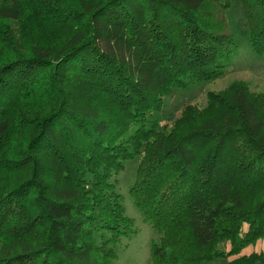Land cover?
<instances>
[{
  "label": "trees",
  "instance_id": "obj_1",
  "mask_svg": "<svg viewBox=\"0 0 264 264\" xmlns=\"http://www.w3.org/2000/svg\"><path fill=\"white\" fill-rule=\"evenodd\" d=\"M240 2L264 55V0ZM229 5L0 0V264H113L132 220L112 177L140 152L131 195L155 264H264L240 255L264 240V99L232 84L156 119L244 48Z\"/></svg>",
  "mask_w": 264,
  "mask_h": 264
},
{
  "label": "rangeland",
  "instance_id": "obj_2",
  "mask_svg": "<svg viewBox=\"0 0 264 264\" xmlns=\"http://www.w3.org/2000/svg\"><path fill=\"white\" fill-rule=\"evenodd\" d=\"M229 4V8L225 11L226 25L244 48L239 50L238 56L225 68L219 79L191 85L165 98L161 110L156 114L161 126L171 128L180 113L189 105L199 109L205 108L211 93H219L232 84H240L241 88H246L251 94L264 99V55L257 56L249 47L244 46L245 43L247 44V25L241 2L229 0ZM261 116L264 119L263 113ZM149 164L150 161H147L143 152L130 155L122 163L121 170L112 177L120 194L125 215L132 220L131 233L123 236L116 245V260L113 264H155L151 257V247L153 243H158L160 235L144 221L131 195V188L137 179L144 178L148 174ZM225 247L227 250V246ZM263 250L264 240H261L255 246L245 248L240 255L259 253Z\"/></svg>",
  "mask_w": 264,
  "mask_h": 264
}]
</instances>
